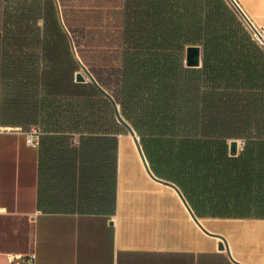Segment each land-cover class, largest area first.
<instances>
[{
	"label": "trees",
	"instance_id": "obj_1",
	"mask_svg": "<svg viewBox=\"0 0 264 264\" xmlns=\"http://www.w3.org/2000/svg\"><path fill=\"white\" fill-rule=\"evenodd\" d=\"M14 14L1 10L0 125L41 132L39 210L115 202L128 132L75 81L83 64L197 217L264 219V50L224 0H33ZM189 45L199 67L185 66Z\"/></svg>",
	"mask_w": 264,
	"mask_h": 264
},
{
	"label": "crops",
	"instance_id": "obj_2",
	"mask_svg": "<svg viewBox=\"0 0 264 264\" xmlns=\"http://www.w3.org/2000/svg\"><path fill=\"white\" fill-rule=\"evenodd\" d=\"M235 1L264 39V0ZM119 138L113 206L43 212L39 147L0 125V264L31 252L35 264H264V219L197 217Z\"/></svg>",
	"mask_w": 264,
	"mask_h": 264
},
{
	"label": "water",
	"instance_id": "obj_3",
	"mask_svg": "<svg viewBox=\"0 0 264 264\" xmlns=\"http://www.w3.org/2000/svg\"><path fill=\"white\" fill-rule=\"evenodd\" d=\"M232 2H233V5L239 11V13L242 15V17H244L247 20L245 14L241 10V8L236 3H234V1H232ZM248 23L251 26V28L253 30H255L249 21H248ZM258 38L260 39V37H258ZM184 63H185V66H187V67H199L202 63L201 47L198 45L187 46L185 49ZM75 81L76 82L89 81L91 84H93L97 88V90H99V92H101L103 94V96L111 103L117 121L127 130L128 134L131 136V138L135 140L136 145H137L136 149H137V151L141 157L143 165H144L147 173L149 174V176L153 180L173 188L180 195V197L183 198L182 193L173 183L159 179V178L155 177L154 174L151 172L149 165L147 163V160H146L144 153L142 151L141 145L139 143V139L137 140L135 137V136H137L135 131L130 126V124L127 121H125V119L122 117L120 110H119V107L116 104V102L114 101L113 97L96 82L95 78L92 76V74L88 71V69L83 64H80V71H78L75 74ZM239 148H241V145H240V142L238 140L230 141L229 154L231 156L237 155L239 153ZM220 247H222V246H220Z\"/></svg>",
	"mask_w": 264,
	"mask_h": 264
},
{
	"label": "rangeland",
	"instance_id": "obj_4",
	"mask_svg": "<svg viewBox=\"0 0 264 264\" xmlns=\"http://www.w3.org/2000/svg\"><path fill=\"white\" fill-rule=\"evenodd\" d=\"M33 0H0V7L1 10H7L8 12H11L13 15L14 12L16 10H18V7L20 4H30ZM227 4V6L234 12V14L236 15V17L238 18V20L241 22V24L247 29V31L252 35V37L254 38L255 41L258 42V44L262 47V49L264 50V46L259 42V40L255 37L253 31L251 30V28L245 23L244 19L242 18L241 14L237 11V9L234 7V5L230 2V0H224ZM7 21V18H2L0 19V28L2 25V22ZM2 36H8L7 35V31L2 32ZM20 129V128H18ZM120 143H124V144H131L134 146L132 138L129 134L127 135H122L119 138ZM240 151V148H239ZM76 212H81V210L79 208H77L75 210Z\"/></svg>",
	"mask_w": 264,
	"mask_h": 264
},
{
	"label": "built area",
	"instance_id": "obj_5",
	"mask_svg": "<svg viewBox=\"0 0 264 264\" xmlns=\"http://www.w3.org/2000/svg\"><path fill=\"white\" fill-rule=\"evenodd\" d=\"M237 4V2L235 0H230V2L233 4V2ZM238 5V4H237ZM239 6V5H238ZM235 7V6H234ZM236 8V7H235ZM237 9V8H236ZM238 11V10H237ZM239 12V11H238ZM242 16V15H241ZM246 16V15H245ZM245 21V23L251 28V26L249 25L248 21L251 23V25L254 27L255 30H253L251 28V30L253 31L255 37L259 40V42L264 46V42L260 41V39L257 37V32L260 34V32L258 31V29L252 24V22L249 20V18L246 16L247 20L242 17ZM261 35V34H260ZM40 130H38L37 128L32 127L29 131L26 132V136H27V141L29 144L31 145H37L38 146V141H39V137H40ZM74 144L76 145L77 142L75 141ZM35 259H36V255L34 252H31L29 254H27L25 257H22L20 259H18L14 264H35Z\"/></svg>",
	"mask_w": 264,
	"mask_h": 264
},
{
	"label": "bare ground",
	"instance_id": "obj_6",
	"mask_svg": "<svg viewBox=\"0 0 264 264\" xmlns=\"http://www.w3.org/2000/svg\"><path fill=\"white\" fill-rule=\"evenodd\" d=\"M257 34V37H260V41H262V42H264V39L262 38V36L257 32L256 33ZM136 137V139L138 140V137L137 136H135ZM132 141H133V143H134V146H135V148H136V142H135V140L134 139H132ZM124 143H120V150H124L125 149V147H124Z\"/></svg>",
	"mask_w": 264,
	"mask_h": 264
}]
</instances>
